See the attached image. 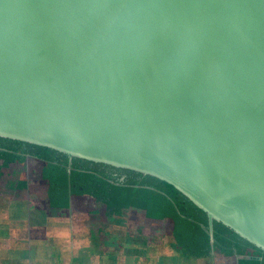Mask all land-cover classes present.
<instances>
[{"label":"water","instance_id":"water-1","mask_svg":"<svg viewBox=\"0 0 264 264\" xmlns=\"http://www.w3.org/2000/svg\"><path fill=\"white\" fill-rule=\"evenodd\" d=\"M0 136L159 178L264 251V0H0Z\"/></svg>","mask_w":264,"mask_h":264},{"label":"trees","instance_id":"trees-1","mask_svg":"<svg viewBox=\"0 0 264 264\" xmlns=\"http://www.w3.org/2000/svg\"><path fill=\"white\" fill-rule=\"evenodd\" d=\"M0 181V189L13 190L17 198L33 202L48 219L84 216L102 220L98 230L112 225L126 233L125 227L129 224L132 230L131 220L137 215L145 221L144 228L136 231L141 243L149 246L163 239L164 249L172 248L174 256L193 264L213 260L264 264L262 249L216 220L212 235L204 210L172 184L151 175L0 136ZM94 237L100 247H118L123 242L116 237L106 241L103 234Z\"/></svg>","mask_w":264,"mask_h":264},{"label":"crops","instance_id":"crops-1","mask_svg":"<svg viewBox=\"0 0 264 264\" xmlns=\"http://www.w3.org/2000/svg\"><path fill=\"white\" fill-rule=\"evenodd\" d=\"M86 227H73L63 218L48 219L42 212L33 211L29 201L17 198L13 190L0 189V264H193L174 256L171 247L164 249L163 239L149 246L141 243L136 234L140 229L125 233L115 229L93 230L94 224L88 227L92 230ZM98 234H103L106 241L116 237L123 242L118 247L112 244L102 248L100 240L94 237ZM214 263L224 264L216 260L196 262Z\"/></svg>","mask_w":264,"mask_h":264},{"label":"rangeland","instance_id":"rangeland-1","mask_svg":"<svg viewBox=\"0 0 264 264\" xmlns=\"http://www.w3.org/2000/svg\"><path fill=\"white\" fill-rule=\"evenodd\" d=\"M0 182H2V181H0ZM136 217H138L137 215H136ZM134 218L133 220H132V224L131 225H133V227H135V230H138V229H143L144 228V226L145 225H143V221H140V222H138V219L137 218ZM139 218V217H138ZM69 221L71 222V224H72V226L74 227L76 224H81V225H84V226H88L89 228L90 227H92L93 226V224L96 226L95 228H93V230H98L99 229V227H100V221H102V220H95L96 221V223L94 222V219H92V218H85L84 216H81V217H75V218H71V219H69ZM79 222H82V223H79ZM93 222V223H92ZM139 223V224H138ZM140 223H142V224H140ZM87 224V225H86ZM143 225V226H142ZM127 226H128V228L127 227H125V230H129V224H127ZM138 226H141L140 228H138ZM88 227H86V230H88L89 228ZM133 227H132V230H133ZM119 228L120 229H116V230H124L123 229V227H121V226H119ZM70 229L71 230H73L71 227H70ZM114 229V226H113V228L112 229H110V230H113ZM84 230V229H83ZM89 230H92V229H89ZM102 248H104V246L102 247ZM214 264H217V263H214ZM218 264H220V263H218Z\"/></svg>","mask_w":264,"mask_h":264},{"label":"flooded vegetation","instance_id":"flooded-vegetation-1","mask_svg":"<svg viewBox=\"0 0 264 264\" xmlns=\"http://www.w3.org/2000/svg\"><path fill=\"white\" fill-rule=\"evenodd\" d=\"M25 201H29V200H25ZM29 202H30V207H31V209H32L33 211H38V210L34 207L33 202H31V201H29ZM38 212H40V211H38Z\"/></svg>","mask_w":264,"mask_h":264}]
</instances>
